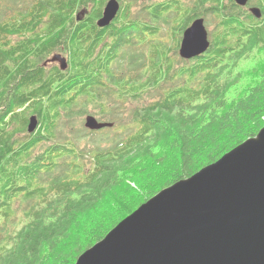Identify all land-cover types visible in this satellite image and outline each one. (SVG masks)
I'll list each match as a JSON object with an SVG mask.
<instances>
[{"label":"trees","instance_id":"16d2710c","mask_svg":"<svg viewBox=\"0 0 264 264\" xmlns=\"http://www.w3.org/2000/svg\"><path fill=\"white\" fill-rule=\"evenodd\" d=\"M119 1L100 28L108 0H0V264H76L149 199L264 128V0L252 1L260 19L233 0H200L179 28L180 0L151 5L153 24ZM206 14L220 32L207 54L187 63L157 42L136 54L162 23H174L178 51ZM58 52L67 70L41 65ZM160 83L158 99L123 122L126 101ZM94 110L114 128L82 126Z\"/></svg>","mask_w":264,"mask_h":264},{"label":"water","instance_id":"95a60500","mask_svg":"<svg viewBox=\"0 0 264 264\" xmlns=\"http://www.w3.org/2000/svg\"><path fill=\"white\" fill-rule=\"evenodd\" d=\"M246 7L251 0H234ZM120 10L110 0L98 27H109ZM250 12L260 19L262 12ZM86 13L77 15L82 21ZM210 48L203 18L183 34L180 56L193 59ZM63 71L68 61L55 55ZM39 127L30 118L28 132ZM91 131L114 124L85 119ZM76 264H264V128L245 145L192 177L164 189L122 220Z\"/></svg>","mask_w":264,"mask_h":264},{"label":"rangeland","instance_id":"374dc122","mask_svg":"<svg viewBox=\"0 0 264 264\" xmlns=\"http://www.w3.org/2000/svg\"><path fill=\"white\" fill-rule=\"evenodd\" d=\"M127 1L129 3L130 0H127ZM131 1H132L133 5H134L133 8L131 9L132 15L134 17H136V16L139 17V19H141V21H145L146 23L149 22V23L153 24V18H152V14L150 12V6L158 4V3H161V2H167L169 0H164V1H162V0H131ZM196 1L197 0H180V2H181L180 5H182V7H184L181 12L177 9V7H173L172 12L177 16V18L180 21L179 24H178V28L180 26V23H181V21H182V19L184 17V14H185L186 10H188V11L193 10L194 8H193L192 5ZM215 1H216V3H215ZM209 2L212 3L213 6L215 5V7H216V5H218L217 0H210ZM121 3L124 6V3L123 2H121ZM221 7H222V3H221ZM206 8H207V6L203 7L200 10H204L203 13H205V9ZM245 10L249 11L248 9H245ZM204 18L206 19V26L208 28V31L210 32V35H212L214 32H218L217 36H219L220 32H219L218 29L216 31V21L213 18V16L210 15V14H207V15H205ZM169 22H173L172 19L169 18ZM162 24H163V26L161 25L162 26V30H161L159 35H157L155 37H148L149 35L148 36L146 35L147 38L145 36L144 39H141L140 37H138L137 42H139V44H137L135 46V49L137 51L136 54H142V53L143 54H151V52L154 50L152 47L155 46L156 42H157L156 44H161L162 45V52H164L165 54H169L171 57H173V54H178V51L175 50V41H176V38L178 39L179 36L177 37V35H175V33H174L175 32L174 23H170V24L162 23ZM135 39H136V37H135ZM145 41L147 43H144ZM60 54L65 56V57H67V54H63V52H58L55 55H60ZM131 54H133V53L131 52ZM49 60L44 62V64L42 63L41 65L42 66H47V68H49V66L50 67L54 66L52 63H49L50 65L49 64L45 65L47 62H49ZM187 63H191V62L187 61ZM124 65L125 64H123V68H124ZM159 85L156 87V89H151L149 92L144 93L143 95H141L137 99L130 98V99H128V101H126V107L127 108L123 109V110L121 109L122 110L121 112H124L123 113L124 114L123 122L126 119L127 113L130 112L131 110H133L134 108L141 107L143 105L152 103V102H154L155 100L158 99V96H156V93L158 95L159 92H161L160 88L162 86V83H160ZM158 87H160V88H158ZM111 100L112 101L110 103V106H113L114 105V103H113L114 98L112 99V97H111ZM87 116H92V117H95L98 120H101V118H99V116H98L97 110L90 111V115H87ZM87 116L83 117L82 126H85V119H86ZM82 143L83 144L88 143V145L90 147H92L94 145H97L95 142H92L91 140H88V139H87L86 142H82ZM151 199H149V200H151ZM147 202H145V203H147Z\"/></svg>","mask_w":264,"mask_h":264},{"label":"flooded vegetation","instance_id":"af4514ba","mask_svg":"<svg viewBox=\"0 0 264 264\" xmlns=\"http://www.w3.org/2000/svg\"><path fill=\"white\" fill-rule=\"evenodd\" d=\"M162 1H164V0H162ZM199 1H200V0H197L195 3H193L192 6H193L194 9L199 8L198 5H197V4H199ZM252 1H253V0H251V1L248 3V5H247L246 7H244V9H248V10H250L251 8H253L254 6H253ZM206 6H207V5H206Z\"/></svg>","mask_w":264,"mask_h":264},{"label":"bare ground","instance_id":"6f19581e","mask_svg":"<svg viewBox=\"0 0 264 264\" xmlns=\"http://www.w3.org/2000/svg\"><path fill=\"white\" fill-rule=\"evenodd\" d=\"M257 136H258V135H257ZM257 136H256V137H257ZM254 138H255V137H254ZM251 139H252V138H251ZM248 140H250V139H248ZM248 140H247V141H248ZM247 141H245L243 144H241L240 146H238V147L235 148V149H238L239 147L245 145V143H246ZM235 149H234V150H235ZM234 150H232V151H234ZM232 151H231V152H232ZM231 152H229V153H231ZM229 153H227V154H229ZM227 154H226V155H227ZM224 156H225V155H224ZM224 156H223V157H224Z\"/></svg>","mask_w":264,"mask_h":264}]
</instances>
